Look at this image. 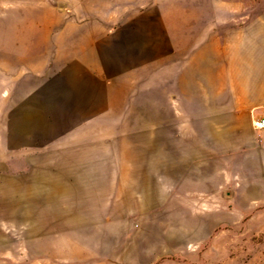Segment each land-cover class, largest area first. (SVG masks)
<instances>
[{
  "label": "rangeland",
  "instance_id": "374dc122",
  "mask_svg": "<svg viewBox=\"0 0 264 264\" xmlns=\"http://www.w3.org/2000/svg\"><path fill=\"white\" fill-rule=\"evenodd\" d=\"M214 3L264 10V0H0V264H264V183H220L190 140L206 130L199 99L217 71L183 57L181 31L168 42L169 22L200 25L210 13L191 7ZM83 30L118 48L116 63L103 60L95 122L58 77L45 87L33 74L68 57Z\"/></svg>",
  "mask_w": 264,
  "mask_h": 264
},
{
  "label": "crops",
  "instance_id": "0c3cea01",
  "mask_svg": "<svg viewBox=\"0 0 264 264\" xmlns=\"http://www.w3.org/2000/svg\"><path fill=\"white\" fill-rule=\"evenodd\" d=\"M257 7L243 3L194 5L193 10L201 8L210 13L200 25L192 15L175 19L172 26L168 23L169 28H174L169 31L168 42L177 44L181 31L186 44L183 57L194 61L205 59L206 66L211 65L220 78L219 83L201 90L205 95L199 102L205 104L198 106L206 108L205 132L199 138L197 132L190 133V140L201 141L206 172L215 173L220 183H264V127H253L255 119H264V10L250 13ZM163 22L159 26V44L166 42L163 35L166 18ZM195 27L202 30L195 32ZM86 34L76 37L79 45L77 49L70 47L73 51L68 57L37 61L35 66H41V72L33 74L43 78L39 85L45 87L54 84L51 80L58 77L56 83L63 86L62 91L77 93L78 106L89 107L90 122H95L101 113L93 111L101 108V87L109 84L103 60L115 62L118 48L112 41L103 42L102 35ZM37 88L40 90L38 85ZM190 88V101L198 102V86Z\"/></svg>",
  "mask_w": 264,
  "mask_h": 264
},
{
  "label": "built area",
  "instance_id": "2783aa9c",
  "mask_svg": "<svg viewBox=\"0 0 264 264\" xmlns=\"http://www.w3.org/2000/svg\"><path fill=\"white\" fill-rule=\"evenodd\" d=\"M253 127L256 129H261L264 127V119H255L253 121Z\"/></svg>",
  "mask_w": 264,
  "mask_h": 264
}]
</instances>
